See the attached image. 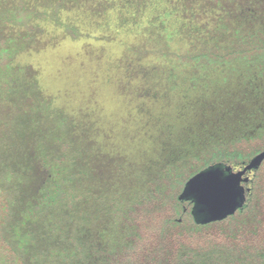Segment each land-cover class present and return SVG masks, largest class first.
I'll return each instance as SVG.
<instances>
[{"label":"trees","instance_id":"16d2710c","mask_svg":"<svg viewBox=\"0 0 264 264\" xmlns=\"http://www.w3.org/2000/svg\"><path fill=\"white\" fill-rule=\"evenodd\" d=\"M85 1L0 0V54L6 55L0 61V264H264V159L239 176L241 202L218 219L203 222L192 197L180 196L210 166L242 169L264 150V126L215 142L217 151L180 156L138 180L121 179L122 154L92 147L89 111L71 115L51 106L34 79L37 71L14 63L42 32L35 20L49 17L60 25L62 9ZM176 2L178 12H159L166 16L147 37L154 45L144 55L156 52L197 68L242 61L264 76V0L253 6L252 0ZM196 2L222 12L213 26H195ZM64 33L80 38L75 27L64 26Z\"/></svg>","mask_w":264,"mask_h":264},{"label":"rangeland","instance_id":"374dc122","mask_svg":"<svg viewBox=\"0 0 264 264\" xmlns=\"http://www.w3.org/2000/svg\"><path fill=\"white\" fill-rule=\"evenodd\" d=\"M176 3L180 4L176 0L68 4L59 13L60 25L49 17L33 22L42 32L14 59L37 71L34 79L51 106L71 115L89 111L95 125L92 147L99 154H122L121 179L138 180L180 156L217 151L215 142L264 126V76L258 77L252 64L232 61L217 69L220 64L209 61L197 68L156 52L144 55L145 48L154 45L147 37L156 35L160 17L166 16L159 12H178ZM196 7L201 17L195 26L200 22L213 26L222 14L201 2ZM38 10L51 11L42 6ZM66 25L79 30L78 40L64 33ZM5 57L0 54V61ZM80 68L84 70L79 72ZM210 217L202 215L203 222Z\"/></svg>","mask_w":264,"mask_h":264},{"label":"water","instance_id":"95a60500","mask_svg":"<svg viewBox=\"0 0 264 264\" xmlns=\"http://www.w3.org/2000/svg\"><path fill=\"white\" fill-rule=\"evenodd\" d=\"M264 159V150L260 151L242 168L235 173L219 176L218 165L210 166L191 177L180 196H191L193 209L207 214L209 220L218 219L222 214L229 213L241 202L240 188L234 187L235 179L246 170L257 168ZM229 171V170H227ZM202 177L198 184H193L195 177ZM194 211V210H193Z\"/></svg>","mask_w":264,"mask_h":264},{"label":"flooded vegetation","instance_id":"af4514ba","mask_svg":"<svg viewBox=\"0 0 264 264\" xmlns=\"http://www.w3.org/2000/svg\"><path fill=\"white\" fill-rule=\"evenodd\" d=\"M223 167V166H222ZM222 167H216V168H218V170H219V176H222V173L223 174H226V173H235L236 171H233V170H229V171H227V170H225V169H223ZM241 176V175H240ZM236 181L234 182V187L236 188L237 187V185H238V183H239V181L241 180V178H239V176L235 179ZM241 187V186H243L242 185V183H240V185H238V187ZM195 213H198V214H203V215H205V213H203V212H199L198 211V208L197 209H195Z\"/></svg>","mask_w":264,"mask_h":264},{"label":"snow or ice","instance_id":"6c2138e0","mask_svg":"<svg viewBox=\"0 0 264 264\" xmlns=\"http://www.w3.org/2000/svg\"><path fill=\"white\" fill-rule=\"evenodd\" d=\"M201 180H202V177L197 176L193 179L192 183L195 185V184H198Z\"/></svg>","mask_w":264,"mask_h":264}]
</instances>
